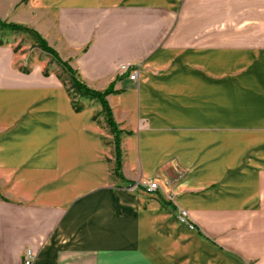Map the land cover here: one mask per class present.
I'll return each mask as SVG.
<instances>
[{
	"label": "crops",
	"instance_id": "0c3cea01",
	"mask_svg": "<svg viewBox=\"0 0 264 264\" xmlns=\"http://www.w3.org/2000/svg\"><path fill=\"white\" fill-rule=\"evenodd\" d=\"M20 1L80 80L119 77L123 178L102 105L0 42V264H264V0Z\"/></svg>",
	"mask_w": 264,
	"mask_h": 264
},
{
	"label": "rangeland",
	"instance_id": "374dc122",
	"mask_svg": "<svg viewBox=\"0 0 264 264\" xmlns=\"http://www.w3.org/2000/svg\"><path fill=\"white\" fill-rule=\"evenodd\" d=\"M23 1H25V0H23ZM23 1L21 0L20 2H23ZM20 2L18 3V5L21 4ZM17 14L18 13L13 10V8L10 6V4H7L6 2H4V0H0V18L3 21L21 23L15 19ZM23 24H25V23H23ZM0 42L12 44L16 50V53L18 55H20L21 57L25 58V60H26L25 63H22L19 65L24 71L28 70L30 68V66H33L34 68H36L37 70H41L45 74L47 73V74L57 75L60 78V80L62 81L64 88L70 93V96L72 97L74 104L76 103V104H79V105L81 104L84 106L85 104L87 105V104H91V103H94L95 101H97V100H93V99H89L87 97H84L83 95L78 93L72 87V81L70 78L71 75L66 70V68L64 66H62L51 54H49V53L45 52L43 49H41L39 47L37 41L35 40V38L31 34L18 32V31H10V30L5 29V28L0 26ZM48 43H49V41H48ZM122 64H124V63H122ZM119 70H120V68H119ZM96 104L101 106V103L98 101L96 102ZM102 113H103L102 114L103 117L106 120V116H105L103 110H102ZM108 128H109V132H110V136H111L109 138L110 145L113 144L115 146L114 135L112 134L110 127H108ZM121 146H122V144H121ZM113 155H114V160H116V152H114ZM114 166H115V164H114ZM113 171L115 174V167H114ZM184 174H185V172L181 171L179 176H183ZM147 181L158 182L156 180V178L148 179Z\"/></svg>",
	"mask_w": 264,
	"mask_h": 264
},
{
	"label": "trees",
	"instance_id": "16d2710c",
	"mask_svg": "<svg viewBox=\"0 0 264 264\" xmlns=\"http://www.w3.org/2000/svg\"><path fill=\"white\" fill-rule=\"evenodd\" d=\"M0 26L8 29L10 31H18L23 33L31 34L35 40L37 41L39 47L43 49L45 52L51 54L62 66L66 68V70L71 75V81H72V87L81 95L84 97H87L89 99L97 100L101 103L103 112L106 116V121L108 126L111 129L112 134L114 135V143H115V152H116V160H115V175L119 178H123V173L121 172L122 167V135L124 133V130H122L117 123L113 109L109 103L108 95L112 93H116L115 84L117 79L119 77H116V79L110 83V85L105 88L104 90H97L92 87H90L87 83L80 80L76 74V71L72 68V66L67 62L64 61L58 51L53 48L48 41L45 39V37L37 31L35 28L23 24V23H17V22H6L3 21L0 18ZM28 72V70H26ZM75 108L77 110H81L84 106L79 104H74Z\"/></svg>",
	"mask_w": 264,
	"mask_h": 264
},
{
	"label": "built area",
	"instance_id": "2783aa9c",
	"mask_svg": "<svg viewBox=\"0 0 264 264\" xmlns=\"http://www.w3.org/2000/svg\"><path fill=\"white\" fill-rule=\"evenodd\" d=\"M120 71L123 74H128L129 78L132 80H137L139 78L140 74V68L137 66V64L132 63H124L120 66ZM140 185L143 186L147 191H154L158 190L160 188V185L158 182L155 181H147L142 180L140 182ZM178 218L180 221L189 224L191 227L194 225L190 222V213L188 210L181 209L178 215ZM36 252L29 248L24 255V263L25 264H33L36 259Z\"/></svg>",
	"mask_w": 264,
	"mask_h": 264
}]
</instances>
